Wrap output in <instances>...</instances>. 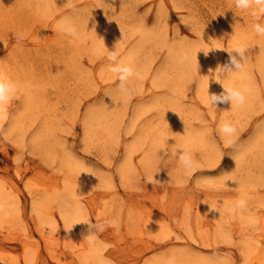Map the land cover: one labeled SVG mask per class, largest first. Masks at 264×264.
I'll list each match as a JSON object with an SVG mask.
<instances>
[{
  "label": "rangeland",
  "instance_id": "rangeland-1",
  "mask_svg": "<svg viewBox=\"0 0 264 264\" xmlns=\"http://www.w3.org/2000/svg\"><path fill=\"white\" fill-rule=\"evenodd\" d=\"M253 23L234 0H0V71L25 85L0 118V264H24L22 253L29 264H91L97 248L105 264H264V146L248 148L264 127V37ZM236 43L247 45L251 106L210 108L204 75ZM121 61L139 76L121 80L111 71ZM223 82L210 80V94ZM188 141L200 165L190 173L180 164ZM65 184L82 191L90 227L64 224ZM240 199L246 207L226 208Z\"/></svg>",
  "mask_w": 264,
  "mask_h": 264
},
{
  "label": "clouds",
  "instance_id": "clouds-1",
  "mask_svg": "<svg viewBox=\"0 0 264 264\" xmlns=\"http://www.w3.org/2000/svg\"><path fill=\"white\" fill-rule=\"evenodd\" d=\"M234 6L237 10L247 13L253 18V32L257 36L264 37V21L261 20V18L264 17V0H234ZM214 49H219V46L215 45L210 48V50ZM246 50V44L236 43L231 51H227L229 53V62L223 66H218L211 73L204 75L201 100L205 105L211 108L213 104L217 106L218 102L230 101L233 112L241 111L251 106L252 88L249 84L244 82L248 69V65L245 61ZM233 52L237 53L240 59H238L236 55H232ZM108 55L111 60L115 61L118 54L116 52H111ZM111 71L121 73V80H126L132 76H139V72L130 61H121L116 67H113ZM218 77H223L224 82L221 84L223 91L220 94H210L208 83L210 80L216 81ZM24 89L25 85L19 79L7 72L0 71V118L6 115L8 107ZM227 115L226 113L225 116ZM219 130L225 137V142L231 143L237 128L225 118L222 119L219 124ZM162 145L163 140L161 141V146ZM181 146L185 149V155L180 157V164L186 172L190 173L195 167L200 166L192 157V152L197 147V142L188 141ZM217 187H223V181H221ZM238 204L243 207L245 204L244 199H240ZM88 239L89 241H93L95 237L89 236ZM95 251L96 254L99 255L101 249L97 248Z\"/></svg>",
  "mask_w": 264,
  "mask_h": 264
},
{
  "label": "bare ground",
  "instance_id": "bare-ground-1",
  "mask_svg": "<svg viewBox=\"0 0 264 264\" xmlns=\"http://www.w3.org/2000/svg\"><path fill=\"white\" fill-rule=\"evenodd\" d=\"M38 2V1H37ZM37 6V5H36ZM38 8V7H37ZM48 11V10H47ZM66 26V25H65ZM79 37V36H78ZM86 37V36H85ZM162 41V40H161ZM91 42V41H90ZM89 45V44H88ZM91 46V45H90ZM96 47V45H95ZM173 47V46H172ZM171 47V48H172ZM160 72V71H159ZM264 88V87H263ZM171 98V97H170ZM98 114V113H97ZM88 116V115H87ZM96 115H94V119H95ZM93 120V119H92ZM157 131V130H156ZM107 132V131H106ZM108 133V132H107ZM189 135V133H187ZM184 135L186 136V132L182 131L180 133V138H183ZM257 147V146H264V127H262L261 129L258 130V132L256 133L254 139L252 140V142L250 143V145L248 146V148L251 147ZM132 150L129 149V154H131L132 152L130 151ZM247 151V148H244L243 151L239 152L238 155H236L233 158H228L226 160V168L223 172V176L228 175L232 168L237 165L238 163V157L240 154H243L242 152ZM125 165H121L119 167V174L123 177L126 169L130 168L129 165H127L128 160L126 159L125 161ZM71 171H75L76 173L79 174H85L86 175V169L81 167L79 164H71ZM77 175V174H76ZM83 178V177H82ZM82 193V191L80 190L79 187H73V186H68V185H64L63 188L61 189L60 195L62 196L64 203H61L60 207H61V218L64 222V224L66 225V227H71L73 225L79 226V227H83L84 229L90 227L91 224V218L88 215V213L86 212L85 208L80 204L79 202V195ZM59 197V196H58ZM210 205V204H209ZM43 202L37 203L36 201L32 202V211L36 216L37 222L40 221L41 223L46 222L45 217H44V212H43ZM212 206V205H211ZM1 207V206H0ZM229 207V209H232V207L238 208V210H240L243 207H246L245 204L243 207L239 206V204L236 205H226V208ZM45 208V207H44ZM47 208V207H46ZM224 209V208H223ZM218 212V211H217ZM10 217V216H9ZM251 217V215L249 216ZM250 220V218H248ZM5 221V220H4ZM9 221V220H7ZM11 221V220H10ZM9 221V222H10ZM77 228V227H76ZM73 233V232H72ZM94 233V232H93ZM85 235V234H83ZM90 236V235H89ZM246 240V239H245ZM90 242V241H89ZM249 242V241H247ZM96 246V245H95ZM102 246V245H101ZM97 247V246H96ZM247 249V248H246ZM20 261L24 264H29V257H27L26 255L24 256V253H22V255L18 254ZM181 258L178 255H172L170 260H167L166 262L163 261H155V259L151 260L150 262H147V264H187V262L185 261V259H179ZM12 259L14 258L16 263H19L16 256H12ZM196 260H199L200 256L197 255L194 257ZM83 260V259H82ZM87 260V261H86ZM86 260L84 259V261H86L87 263L90 262L91 264H105V262L102 260L100 255H97L96 252H93L92 254H89L86 256ZM158 262V263H157Z\"/></svg>",
  "mask_w": 264,
  "mask_h": 264
}]
</instances>
